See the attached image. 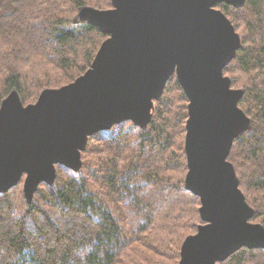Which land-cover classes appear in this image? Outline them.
Here are the masks:
<instances>
[{
  "label": "trees",
  "instance_id": "16d2710c",
  "mask_svg": "<svg viewBox=\"0 0 264 264\" xmlns=\"http://www.w3.org/2000/svg\"><path fill=\"white\" fill-rule=\"evenodd\" d=\"M111 0H0V107L16 90L24 105L44 89L73 82L92 65L108 34L75 22L82 7ZM242 37L224 68L242 89L239 107L251 127L228 160L264 226V0L215 4ZM188 99L173 75L149 124L130 120L89 136L82 168L56 165L28 202L23 181L0 192V264H179L187 236L203 224L200 198L187 189ZM219 264H264V249L243 247Z\"/></svg>",
  "mask_w": 264,
  "mask_h": 264
},
{
  "label": "water",
  "instance_id": "95a60500",
  "mask_svg": "<svg viewBox=\"0 0 264 264\" xmlns=\"http://www.w3.org/2000/svg\"><path fill=\"white\" fill-rule=\"evenodd\" d=\"M112 8L82 7L75 22L108 34L91 67L73 82L44 89L24 105L13 90L0 107V192L16 186L31 202L41 183L53 185L56 165L78 172L93 133L130 120L145 128L155 101L176 75L188 99L187 189L200 198L203 224L186 237L179 264H219L243 247L264 249V226L228 160L233 142L251 127L239 107L242 89L224 68L242 37L215 7L245 0H111Z\"/></svg>",
  "mask_w": 264,
  "mask_h": 264
},
{
  "label": "rangeland",
  "instance_id": "374dc122",
  "mask_svg": "<svg viewBox=\"0 0 264 264\" xmlns=\"http://www.w3.org/2000/svg\"><path fill=\"white\" fill-rule=\"evenodd\" d=\"M88 7V6H87ZM78 13H79V11H78ZM78 13H77V15H76V17H75V19L77 18V16H78ZM35 103V102H34ZM260 224V223H259Z\"/></svg>",
  "mask_w": 264,
  "mask_h": 264
}]
</instances>
